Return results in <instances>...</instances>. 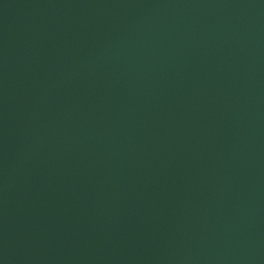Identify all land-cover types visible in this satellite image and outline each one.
Returning <instances> with one entry per match:
<instances>
[{"label": "water", "instance_id": "obj_1", "mask_svg": "<svg viewBox=\"0 0 264 264\" xmlns=\"http://www.w3.org/2000/svg\"><path fill=\"white\" fill-rule=\"evenodd\" d=\"M0 264H264V0H0Z\"/></svg>", "mask_w": 264, "mask_h": 264}]
</instances>
